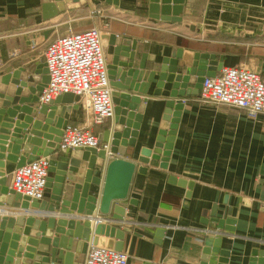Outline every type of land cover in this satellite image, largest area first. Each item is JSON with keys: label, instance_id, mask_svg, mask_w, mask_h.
I'll return each mask as SVG.
<instances>
[{"label": "crops", "instance_id": "crops-1", "mask_svg": "<svg viewBox=\"0 0 264 264\" xmlns=\"http://www.w3.org/2000/svg\"><path fill=\"white\" fill-rule=\"evenodd\" d=\"M148 2L0 0V75L44 64L43 50L57 35L100 26L102 31L118 35V42L126 36L148 45L145 72L172 48H182L213 54L216 59L223 56V65H246L264 80V0H185L181 22L155 24L147 15ZM43 5H52L56 14L45 19L43 12L49 10ZM95 9H102L104 16H96ZM105 23L108 29L103 28ZM107 45L105 39V55ZM142 53L135 51L134 63ZM109 58L106 55L107 62ZM134 63L132 67L138 71ZM156 81L157 74L147 93L137 94L147 102L134 144L117 149L120 158L146 166L131 181L129 198L136 204H125V216L131 219L125 225L130 228L122 227L127 264H201L205 249L209 251L206 264L222 260L224 264H264V114L250 117L225 104L202 103L200 88L188 85V95L180 98L183 105L169 156L139 163L142 149L158 154L165 151L166 142L154 146L168 88L163 86L154 96ZM76 105L68 117L72 124L85 122L88 116L82 104ZM110 123L113 125V117L93 127L101 140ZM13 167L7 164L5 173ZM171 176L185 180L186 185L171 182ZM47 192L40 205L51 207ZM15 212L23 211L0 207V217ZM24 212L41 218L56 214L49 210ZM96 214L101 216L95 209ZM227 227L231 230L223 229ZM161 229L163 234L157 236ZM211 233L221 239L217 252L212 251L214 245H203ZM98 240L105 246L116 241L104 235H98Z\"/></svg>", "mask_w": 264, "mask_h": 264}, {"label": "water", "instance_id": "water-1", "mask_svg": "<svg viewBox=\"0 0 264 264\" xmlns=\"http://www.w3.org/2000/svg\"><path fill=\"white\" fill-rule=\"evenodd\" d=\"M184 1L149 0L146 10L150 22H181ZM113 2L117 4L118 0ZM43 6L49 10L43 12L45 19L56 14L52 5ZM102 38L107 40L106 55H110L106 67L114 104L113 125L110 123L103 132L102 142L109 143L108 150L114 154L118 153L119 145L134 144L147 102L145 98L139 99L137 94L147 93L157 74L153 95H159L163 86L168 91L154 147H161V143L166 142L165 151L158 154V151L152 153L142 149L138 162L148 164L150 159L159 160L160 155L169 156L183 105L180 98L188 95V85L199 89L203 77L214 76L223 67V56L216 59L213 54L172 48L170 54L153 62L151 70L145 72L148 45L142 40L125 36L118 42L113 33H105ZM136 50L144 53L139 62L134 63ZM133 63L138 71L132 67ZM47 81L44 64L35 69L20 68L0 75V207L6 205L23 211L0 217V264H84L90 241L104 245L98 235L116 239L114 244L107 246L121 251L125 234L117 223L126 225L131 220L125 216L126 202L136 204L129 198L131 181L135 173L146 171V166H137L128 159L107 161V152L103 149L75 148L68 153L60 152L61 132L69 123L70 111L77 107L78 96L63 94L49 104L39 103L38 97ZM140 81H143L140 85L134 83ZM42 155L49 157L43 198L48 189L51 207L41 206V200L30 201L16 193L9 187L12 172L5 173L9 163L14 169ZM170 178L171 182H179L182 186L187 183ZM26 209L49 210L56 214L41 218L33 212H24ZM95 209L112 222L96 223L91 228L92 222L97 220L93 215ZM223 229L231 230L229 227ZM156 233L162 235L163 229ZM213 235L207 234L203 245L206 248L214 245L216 248L212 251L217 252L221 239ZM208 253L205 249L201 264L208 261ZM217 264H224V260Z\"/></svg>", "mask_w": 264, "mask_h": 264}, {"label": "built area", "instance_id": "built-area-1", "mask_svg": "<svg viewBox=\"0 0 264 264\" xmlns=\"http://www.w3.org/2000/svg\"><path fill=\"white\" fill-rule=\"evenodd\" d=\"M93 13L100 18L104 16L102 9H95ZM103 28L108 29L109 25L105 23ZM107 31L94 26L83 31L57 35L46 44L43 62L48 81L40 92L38 102L49 104L63 94L78 96L77 102L88 112L87 119L78 124L68 123L62 129L59 151L68 153L75 148L103 149L107 152L106 159L109 161L120 156L111 153L108 150L109 143H103L93 131L94 126L112 118L114 111L112 87L106 67L105 40L102 38ZM198 98L205 104H225L242 109L250 117H256L264 114V80L258 71L246 65H223L214 76L203 77ZM48 166L49 157L42 155L15 167L11 173L10 187L30 201L42 200L49 175ZM95 217L97 220H94V224L112 222L109 217L97 214ZM117 224L125 226L120 222ZM125 228L130 227L127 225ZM85 252L84 264H127L129 257L125 251L93 244L91 241Z\"/></svg>", "mask_w": 264, "mask_h": 264}, {"label": "rangeland", "instance_id": "rangeland-1", "mask_svg": "<svg viewBox=\"0 0 264 264\" xmlns=\"http://www.w3.org/2000/svg\"><path fill=\"white\" fill-rule=\"evenodd\" d=\"M94 27V26H93ZM95 27H97V28H99V29H101V27L100 26H95ZM103 30V29H102Z\"/></svg>", "mask_w": 264, "mask_h": 264}]
</instances>
